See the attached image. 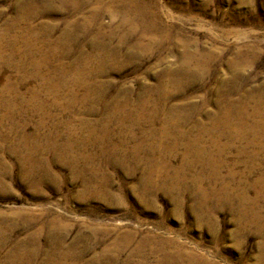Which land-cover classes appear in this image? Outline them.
<instances>
[{"label": "rangeland", "instance_id": "obj_1", "mask_svg": "<svg viewBox=\"0 0 264 264\" xmlns=\"http://www.w3.org/2000/svg\"><path fill=\"white\" fill-rule=\"evenodd\" d=\"M155 1L161 10L173 16L171 24L182 27L188 38L197 43L198 49L222 53L207 71L195 70L197 78L182 94L185 96L180 94L171 99L170 105L178 108L184 107L187 102L197 108L203 107L205 115L194 118L191 125L208 123L207 115L217 112L222 90L220 81L229 79L233 73L227 62L235 57L236 48L246 49L248 45L258 48L251 66H247L246 62L238 65L242 76L240 83L245 80L246 89L264 84V0ZM0 5L5 8L9 3L0 2ZM6 17L10 19L12 15L7 14ZM6 17L0 19V25L6 21ZM73 20L71 14L63 16L55 13L38 18L34 26L57 25L51 35L52 40L57 41L66 29L67 22ZM100 21L109 25L111 17L103 14ZM168 22L170 24V20ZM85 37V42H89L90 38ZM181 39L179 37V41ZM71 49L70 55L50 63L51 68L59 65L76 67L78 64L74 59L90 53L101 54L89 46L82 53L74 45ZM180 49L171 57H167L164 48L158 49L140 65L130 63L123 68L111 69L110 65L103 63L105 74L95 73L97 77L94 82L111 85L105 91V99L110 104L123 98L121 92L127 89L132 90L128 96L130 101L156 99L157 95L147 96L141 91L144 87H155L160 70L167 64L177 63ZM2 52L4 55L11 53L6 48ZM19 55L17 53L8 66L0 69V264H137L139 261L160 264L163 262L161 251L152 252L150 246L157 247L162 243L170 252L181 251L184 258L182 264H264V238L257 233L256 226L238 222L236 204H222L210 199L204 205L202 196L205 199L209 196L198 192L194 184L193 173H198L197 169L191 168L181 173V186L178 184V188L173 187L174 183L159 188L162 186L160 179L156 181L159 189H155L152 182L153 187L142 185L146 175L145 162L133 171L136 165L131 157L123 160L120 153H101V147L111 144L109 140L89 142L92 146L84 145L88 143L86 127L90 123L96 132L104 128L112 131L111 142L118 145L121 132H125L124 136L130 133L129 122L124 127L115 123L107 124L106 117L110 112L101 109L105 102L72 110H61V107L54 106L56 103L45 102L53 99L51 95L45 94L46 83L26 78V74L32 72L31 64L42 57V53L32 52L27 62L30 65L26 63L25 68L19 64ZM164 57L166 60L160 66L158 59ZM5 88L8 92L3 93ZM33 90L39 91L34 98ZM83 96L80 92L75 97ZM71 97L72 94L64 92L54 99L63 105ZM42 101L46 104V110H35ZM7 102L14 103V109L4 106ZM186 112L189 113L190 109ZM40 122L44 123L42 127ZM149 125L134 128V139L128 140V148L139 144L141 140L144 146L149 144L146 136L154 129H159L160 124L157 123L156 128ZM23 130L28 137L39 139V143L33 141L40 148L33 157L28 158L24 149L18 150ZM196 133L194 131L192 135ZM68 140L79 150L87 146L85 155L93 156L91 160L74 161L71 157L61 160L60 153L53 146L60 147ZM225 140V137L221 138V146L226 145ZM239 145L228 150L224 160L237 174L233 182L240 181L247 186L248 197L253 199L257 191L262 193L263 202L259 204L262 212L264 184L253 188L249 186L257 182L260 172L248 178L238 176V173L243 175L247 167L245 155L238 153L241 149ZM261 153L263 158L264 149ZM175 154L172 166L180 168L183 164V149L180 148ZM227 173L224 169L221 176L225 177ZM209 174L211 172L208 170L204 175L206 181L202 187L205 191L210 188ZM89 182H93L92 188L100 193L108 189V196L107 192L104 198L91 196L86 188ZM52 221L57 222L58 232L50 230ZM44 227L45 232L51 233L50 236L43 233ZM54 232L57 237L63 238L60 250L56 247L58 240L51 238ZM129 233L134 235L132 244L117 253L115 246H120L118 238ZM141 240L150 241V246L140 255L133 254L132 250Z\"/></svg>", "mask_w": 264, "mask_h": 264}, {"label": "bare ground", "instance_id": "obj_2", "mask_svg": "<svg viewBox=\"0 0 264 264\" xmlns=\"http://www.w3.org/2000/svg\"><path fill=\"white\" fill-rule=\"evenodd\" d=\"M0 2L9 3V6L5 8L0 5V19L6 17L7 14L12 15L10 19L6 17V21L0 25V69L8 66L17 53L20 54L19 64L22 65L21 67L29 62L32 52L42 53L43 56L31 64L32 72L29 75L26 74V78L37 79L46 83L45 94L51 95L53 99L45 102L56 103L54 106L61 107V110H72L93 104L96 106L99 102H105L101 109L110 112L108 117L105 116L107 124L115 123L124 127L125 123L129 122L130 133L124 136L125 132L122 131L118 145L111 142L112 131L104 128L103 131L96 132L89 122L90 124L88 123L89 125L86 127L88 143L85 142L84 145L88 146L93 141L101 142L104 140L106 142L109 140L111 144L107 142L108 145H106L104 142L106 146L101 147V153H120L123 160L131 157L136 165L133 167L134 169L132 168L133 171L138 169L139 164L145 162L146 175L142 180V185L148 184L152 187L154 185L155 189L163 188V185H167V183H174L173 187L178 188L181 173L191 168L192 170L197 169V175L195 171L193 173L194 184L198 188V192L209 196L205 199L201 195V199L205 200H202L203 204L206 205L210 199L222 204H236L239 215L238 222H243L245 225H255L257 233L264 238V209L261 212V205H259L260 202H263L262 193L257 191L253 199L248 197L247 186L240 181L233 182L237 174L233 168L227 166L224 160L227 151L235 148L236 144H240L241 149L238 150V153L245 155L244 162L247 167L243 175L238 173V176L248 178L253 173L260 172L257 182L254 185L249 184V186L253 188L264 184V157L262 158L261 155L264 149V84L256 88L246 89V81L240 83L242 76L240 70L237 69L238 65L243 62L248 63L247 66L253 63L252 58L256 56L258 51L256 46L248 45L246 49L242 47L235 49V57L227 62L233 73L229 79L220 81L222 90L220 89L221 100L217 112L213 115H207L208 123L191 125L194 118L205 115L206 111L203 110V107L197 108L193 103L187 102L184 107L178 108L170 105L171 99L180 94L185 96L182 94L190 88L191 82L197 78L195 70L207 71L217 59H220L222 53L198 49L197 43L188 38L182 27L171 24L173 16L161 10L155 0H0ZM55 13H61L63 16L68 13L74 18L73 21L67 22L66 29L57 41H53L51 38L57 25L41 24L34 26V21L38 18ZM103 14L110 15L111 22L109 25L100 21ZM168 20H170V24ZM85 36L90 38L89 42H85ZM179 37L182 38L180 41ZM73 45L81 53L85 47L89 46L95 49L94 52L98 51L101 54L90 53L74 59V62L78 64L76 67L59 65L57 68H51L50 63L63 59L72 53ZM5 48L11 53L4 55L2 50ZM162 48L167 51V57H171L179 48L182 50H179L181 54L176 60L177 63L174 65L167 64L165 68L160 70L155 87H144L141 91L143 95L152 96L153 94L157 95L158 98H147L138 102L130 101L128 96L132 94V90L127 89L121 92L123 98L120 100H115L110 104L105 99L106 88L109 89L111 85L94 82L97 75L105 74L103 63L110 65L111 69L123 68L125 64L130 63L140 65L145 58L154 55L156 50ZM165 60V57L159 58L158 64L161 66ZM91 66L93 69H90ZM23 80L26 81L25 77ZM56 80H63V82L60 83ZM4 92H8V89L5 88ZM37 92L39 91H32L33 98L35 95L37 96ZM64 92L72 94L73 97L68 98L67 104L59 105L54 97ZM80 92L84 96L82 98L75 97ZM45 102L42 101L35 110L45 111ZM4 106L8 109H14L15 104L7 102ZM43 122H40L41 127L44 125ZM157 123L160 124L159 129H154L146 136L149 144L144 146L142 143L144 141L141 140V143L128 148L126 144L128 140L134 139L132 131L135 130L136 126L150 124L149 126L156 128ZM194 131L197 133L193 136ZM222 137H225V141H227L225 142L226 145L223 146L220 144ZM20 139L18 150L24 149L28 158L33 157L39 148V145L34 142L39 143V139L28 137L24 130ZM87 146H83L79 150L72 141L68 140L60 147L53 146V149L60 153L61 160H65L67 157H71L74 161L91 160L93 156L85 155ZM180 148L183 149V164L180 168H175L172 166V160ZM126 164L127 162L124 165ZM234 165L236 166V163ZM224 169L228 172L225 177L221 176V171ZM208 170L211 172L210 177H208L210 188L208 187L205 191L202 184L206 181L204 175ZM158 179L162 184L159 188L156 183ZM92 184L93 182L86 184L91 196L104 198L106 192L108 196V189L104 193H100L97 189L92 188ZM101 190H103L102 187ZM55 221H52L50 230L58 232V224ZM45 230L44 227L43 233L50 236L51 233H47ZM133 237L132 233L124 235L122 238L119 237L120 246H115L116 252L121 253L127 246H130ZM51 238L58 240L56 247L60 250L59 246L63 238L57 237L55 232ZM165 242L164 244H166ZM150 243L148 240L139 241L134 251L132 250L133 254H142L145 248L148 249L147 246ZM165 248L163 243L157 247L156 245L150 246L152 252L158 251L160 253L161 251L163 262L160 264H182L184 258L181 251L177 250L176 253H173ZM262 250L264 253V243ZM172 255L175 259H172ZM138 263L145 264V262L140 261Z\"/></svg>", "mask_w": 264, "mask_h": 264}]
</instances>
